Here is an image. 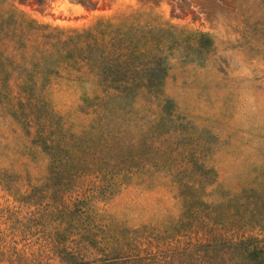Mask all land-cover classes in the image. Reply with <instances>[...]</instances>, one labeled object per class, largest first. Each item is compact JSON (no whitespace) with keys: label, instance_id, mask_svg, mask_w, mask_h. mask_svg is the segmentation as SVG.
<instances>
[{"label":"rangeland","instance_id":"obj_1","mask_svg":"<svg viewBox=\"0 0 264 264\" xmlns=\"http://www.w3.org/2000/svg\"><path fill=\"white\" fill-rule=\"evenodd\" d=\"M0 264H264V0H0Z\"/></svg>","mask_w":264,"mask_h":264},{"label":"trees","instance_id":"obj_2","mask_svg":"<svg viewBox=\"0 0 264 264\" xmlns=\"http://www.w3.org/2000/svg\"><path fill=\"white\" fill-rule=\"evenodd\" d=\"M14 1H16V0H14ZM85 7H87L86 5H84ZM4 15H6L7 16V18H6V21H8L9 19H11V17L14 15V12L12 11V10H7V11H5L4 12ZM24 44L22 43L21 44V47L23 46ZM148 86H149V88H156L157 87V85H154V84H152V83H148ZM256 251H251L250 253H247V257H248V259H251V258H255L256 257V253H255ZM254 262H255V260H254Z\"/></svg>","mask_w":264,"mask_h":264}]
</instances>
